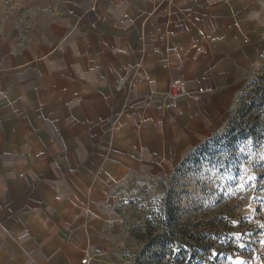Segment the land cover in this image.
<instances>
[{
  "label": "crops",
  "instance_id": "0c3cea01",
  "mask_svg": "<svg viewBox=\"0 0 264 264\" xmlns=\"http://www.w3.org/2000/svg\"><path fill=\"white\" fill-rule=\"evenodd\" d=\"M263 46L264 0L0 7V264H95L120 186L171 173L221 129ZM174 76L210 90L171 98Z\"/></svg>",
  "mask_w": 264,
  "mask_h": 264
},
{
  "label": "rangeland",
  "instance_id": "374dc122",
  "mask_svg": "<svg viewBox=\"0 0 264 264\" xmlns=\"http://www.w3.org/2000/svg\"><path fill=\"white\" fill-rule=\"evenodd\" d=\"M241 88L171 173L120 186L116 240L95 264H264V46Z\"/></svg>",
  "mask_w": 264,
  "mask_h": 264
},
{
  "label": "built area",
  "instance_id": "2783aa9c",
  "mask_svg": "<svg viewBox=\"0 0 264 264\" xmlns=\"http://www.w3.org/2000/svg\"><path fill=\"white\" fill-rule=\"evenodd\" d=\"M94 23L95 22H93V24ZM123 23L126 26H129L132 23V21L129 18L128 14H125ZM168 90H169L168 95L171 98H173V97L183 96V95L189 94L191 92H197V93L203 94L206 91L210 90V87H207L205 85V86H198V87L195 88V87H192L190 85V82L184 80L182 76H174L173 79L171 80L170 84H169V89ZM130 101H131V99H130ZM127 103H128V105H129V107L131 109L127 113H128V115L130 117L134 118L135 125L142 126L143 124H145L147 119L141 117L138 114V112L136 111L137 108H140V106H142V104L139 103V102L133 103L132 101H131V103L130 102H127ZM145 103L148 104L149 103V99H145ZM146 104H144V105H146ZM173 107H174V105H167L165 107H159V108L161 110H172ZM117 120H118V116L116 118H111L110 120L105 121L102 124H103L104 127H108L110 130L111 129L113 130V129H115L117 127ZM25 236H27V235L23 234V235L19 236L18 239L20 241H22V240H24V238H26ZM89 260H90L89 255L85 254V256L81 260V264H89Z\"/></svg>",
  "mask_w": 264,
  "mask_h": 264
},
{
  "label": "trees",
  "instance_id": "16d2710c",
  "mask_svg": "<svg viewBox=\"0 0 264 264\" xmlns=\"http://www.w3.org/2000/svg\"><path fill=\"white\" fill-rule=\"evenodd\" d=\"M211 138H212V137H211ZM209 139H210V138H209ZM207 140H208V139H207ZM207 140H206V141H207ZM204 143H205V142H204ZM202 144H203V143H202ZM200 145H201V144H200ZM193 236H194V235H193ZM193 236H192V237H193ZM194 237H195V242H198L199 240L203 239V237H202L201 235H198V234L195 235ZM193 240H194V239H193ZM195 246H196V245H195ZM162 259H164V258H162ZM182 259H183V260H179V262H180V261H184V258H182Z\"/></svg>",
  "mask_w": 264,
  "mask_h": 264
},
{
  "label": "snow or ice",
  "instance_id": "6c2138e0",
  "mask_svg": "<svg viewBox=\"0 0 264 264\" xmlns=\"http://www.w3.org/2000/svg\"><path fill=\"white\" fill-rule=\"evenodd\" d=\"M237 264H238V262H237Z\"/></svg>",
  "mask_w": 264,
  "mask_h": 264
}]
</instances>
